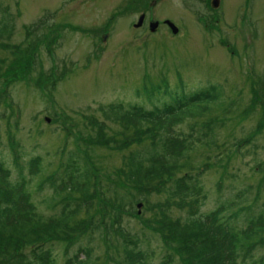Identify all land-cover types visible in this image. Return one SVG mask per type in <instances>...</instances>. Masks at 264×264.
<instances>
[{"label":"rangeland","instance_id":"1","mask_svg":"<svg viewBox=\"0 0 264 264\" xmlns=\"http://www.w3.org/2000/svg\"><path fill=\"white\" fill-rule=\"evenodd\" d=\"M245 4L253 10L250 24ZM221 11L228 26L214 23L210 0H0V18L11 27L0 45V162L10 171V183L27 184L39 215L53 217L81 203L76 219L88 229L68 242L57 238L46 245L58 264L78 248L89 255L83 264H162L165 257L185 264L150 208L170 198V219L183 221L192 199L172 205L178 194L173 177L168 191L163 179L153 180L150 196L135 183L147 155L175 135L155 127L154 136L118 145L129 142L133 131L122 136V127L101 110L117 102L150 110L168 100L167 93L220 89L218 103L174 126L190 148L182 163L191 165L175 177L199 181L201 213L244 192L241 207L247 209L234 210L231 227L243 229L252 210L264 215V0H224ZM142 13L147 23L137 29L133 24ZM113 15L120 18L111 21ZM165 19L185 32L173 36ZM155 20L162 27L152 34L149 23ZM93 121L104 124L101 132ZM102 132L107 143L97 138ZM239 141L245 143L237 148ZM74 152L94 173L90 195L81 200L70 191L48 201L52 187L66 185ZM66 196L69 208L61 201ZM142 198L139 219L134 201ZM133 245L143 260L126 257ZM263 252L264 242L247 261Z\"/></svg>","mask_w":264,"mask_h":264},{"label":"trees","instance_id":"2","mask_svg":"<svg viewBox=\"0 0 264 264\" xmlns=\"http://www.w3.org/2000/svg\"><path fill=\"white\" fill-rule=\"evenodd\" d=\"M10 31L8 21L0 18V45H2L1 40L7 38ZM155 89L158 88L155 87ZM221 96L220 89L210 86L185 96L171 94L169 101L155 106L152 110L136 105L124 108L120 103L103 106L101 110L104 117L115 121L122 127V130L117 131L121 132L122 136L126 137L127 131L129 133L133 131L129 142H127L128 139L119 142L121 144L118 145L123 146L142 140L145 136H154L155 134L151 133L155 127L161 131L169 129L173 134L174 126L188 119L199 117L201 112L208 111L209 105L218 103ZM93 123L96 128H99L98 132L103 130V123L97 124L96 121ZM98 136L103 138V142H108L103 132L98 134L97 138ZM188 150H190L189 145L180 134L175 135L173 139L170 137L165 139L158 146V150L152 151L151 160L147 161L148 164L144 170H140L137 174L135 182L138 185L137 189H142L148 194L153 180H158L162 176L175 175L181 169L191 166L188 161L182 163ZM75 157H78L77 152L70 156L71 166L68 169L66 185L61 188L52 187V194L47 198L48 201L51 199L54 201L62 193L70 191L85 197H81V200H86L90 195L91 184L96 181L94 173L90 167L84 164L82 166ZM8 179L10 180V171L3 162H0V260L7 264H56V259L51 256L52 253L47 252L43 247L29 254L25 250L30 247H39L41 242H44L43 246H46L54 239L64 240L86 231V225L76 219L82 204L72 209L63 208L55 216L44 218L37 213L36 205L29 201L25 188L19 190L18 185L15 182L10 183ZM145 180H149L147 182L149 186ZM20 184L27 185L24 181ZM200 190L198 183L188 178L183 182L181 194L178 195L183 201L189 196L198 194ZM241 195L242 192L236 194L235 198L239 199ZM61 201L64 204L66 201L71 202V197H63ZM70 202L66 203L67 208ZM216 212L215 217L210 215L206 219L186 218L185 222L180 221V224L176 225H173L175 223L168 216L173 224L166 220L167 226L163 230L168 233V238L176 243L178 247L176 250L179 251L183 263L238 264V259L243 254L239 256L241 249L250 243H256L254 247L256 248L264 242L262 238L264 236L263 218H256L257 221H252L250 228L242 233H236L228 227L226 230L223 228L220 212L219 210ZM79 229L83 230L79 231ZM247 249L245 252L251 251ZM184 257H187V262ZM80 264H83V260Z\"/></svg>","mask_w":264,"mask_h":264},{"label":"water","instance_id":"3","mask_svg":"<svg viewBox=\"0 0 264 264\" xmlns=\"http://www.w3.org/2000/svg\"><path fill=\"white\" fill-rule=\"evenodd\" d=\"M141 23H142V18H140L139 23H138V25H136V27H139L141 25ZM155 27H156V24L151 25L152 30H154Z\"/></svg>","mask_w":264,"mask_h":264}]
</instances>
